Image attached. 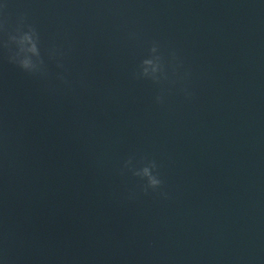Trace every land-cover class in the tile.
Listing matches in <instances>:
<instances>
[{
  "label": "water",
  "instance_id": "obj_1",
  "mask_svg": "<svg viewBox=\"0 0 264 264\" xmlns=\"http://www.w3.org/2000/svg\"><path fill=\"white\" fill-rule=\"evenodd\" d=\"M6 3L46 68L0 46L6 264H264V2ZM153 42L176 53L175 83L137 77Z\"/></svg>",
  "mask_w": 264,
  "mask_h": 264
},
{
  "label": "clouds",
  "instance_id": "obj_2",
  "mask_svg": "<svg viewBox=\"0 0 264 264\" xmlns=\"http://www.w3.org/2000/svg\"><path fill=\"white\" fill-rule=\"evenodd\" d=\"M261 2H264V0H261ZM7 7L6 0H0V33L7 36V40H0V46L9 49L8 61L25 73L31 75L45 74V60L41 55L42 40L40 31L28 22L26 14L19 16L16 25L8 29L4 13ZM53 54L58 55V50H55ZM59 67H62V65H59ZM180 67L181 65L174 51L166 53L162 51L159 43L153 42L150 54L139 63L137 77L150 80L158 85L175 83L173 77L179 75ZM164 99L163 92L156 97L157 103H163ZM156 167L157 165L153 162L149 166L137 169L133 158H129L124 165V168L132 171L135 176L145 178L147 181L146 188L153 190L159 189L163 183L161 176L154 173ZM0 264H6L3 257H0Z\"/></svg>",
  "mask_w": 264,
  "mask_h": 264
}]
</instances>
